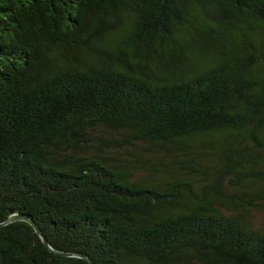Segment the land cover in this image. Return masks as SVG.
<instances>
[{
  "label": "trees",
  "instance_id": "16d2710c",
  "mask_svg": "<svg viewBox=\"0 0 264 264\" xmlns=\"http://www.w3.org/2000/svg\"><path fill=\"white\" fill-rule=\"evenodd\" d=\"M264 264V0H0V264Z\"/></svg>",
  "mask_w": 264,
  "mask_h": 264
},
{
  "label": "water",
  "instance_id": "95a60500",
  "mask_svg": "<svg viewBox=\"0 0 264 264\" xmlns=\"http://www.w3.org/2000/svg\"><path fill=\"white\" fill-rule=\"evenodd\" d=\"M20 220L28 222L35 229V231L38 234V236H40V238L42 239V241L45 244V246H47L51 252H53L55 254H58V255L66 256V257L81 258V259L86 260L89 264H93L92 260L89 257L85 256V255L73 254V252L72 253H64V252H59V250L58 251L54 250L51 247V245L47 242L46 238L43 236L41 230L33 222H31L30 220L23 219V218H21L19 216H13L4 225L11 224V223H14V222L20 221Z\"/></svg>",
  "mask_w": 264,
  "mask_h": 264
}]
</instances>
